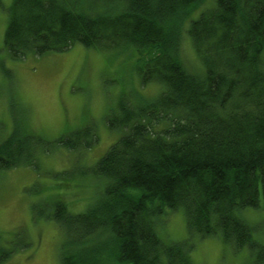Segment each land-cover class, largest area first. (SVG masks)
I'll use <instances>...</instances> for the list:
<instances>
[{
	"label": "trees",
	"instance_id": "obj_1",
	"mask_svg": "<svg viewBox=\"0 0 264 264\" xmlns=\"http://www.w3.org/2000/svg\"><path fill=\"white\" fill-rule=\"evenodd\" d=\"M196 1L12 0L3 40L11 58L74 44L123 47L139 59L141 83L161 86L155 98H140L149 102L122 100L109 119L119 136L91 169L105 180L98 200L80 213L54 203L51 217L71 241L62 264H193L191 245L166 244L155 232L166 209L184 211L189 237L218 236L264 264V243L239 214L264 211V0H215L189 22L202 73L179 56L183 15ZM87 132L54 141L80 150L94 142ZM38 135L23 124L2 140L0 171L36 168L51 145ZM11 250L0 242V263Z\"/></svg>",
	"mask_w": 264,
	"mask_h": 264
},
{
	"label": "rangeland",
	"instance_id": "obj_2",
	"mask_svg": "<svg viewBox=\"0 0 264 264\" xmlns=\"http://www.w3.org/2000/svg\"><path fill=\"white\" fill-rule=\"evenodd\" d=\"M11 3L0 0V142L24 124L52 145L38 153L36 168L20 166L0 171V242L13 250L0 264H62V245L67 244L69 235L51 217L54 203L61 200L71 213H80L98 200L105 180L91 169L119 136L110 129L109 119L120 116L122 100L132 105L149 102L140 98H155L161 86L152 81L141 83L135 68L139 59L123 47L101 49L74 44L64 51L11 58L3 46ZM214 3L193 2L183 15L179 56L182 64L195 73L203 72V64L187 28ZM181 7L177 16L186 9L185 5ZM86 129L90 132L85 142L94 140L89 147L70 151L57 147L60 145L54 141L64 133ZM239 214L252 228L253 236L264 243L262 206L244 208ZM159 217L155 223L158 237L166 244L185 241L191 245L193 264H250L247 249L231 250L218 236L189 237L182 209H166Z\"/></svg>",
	"mask_w": 264,
	"mask_h": 264
},
{
	"label": "bare ground",
	"instance_id": "obj_3",
	"mask_svg": "<svg viewBox=\"0 0 264 264\" xmlns=\"http://www.w3.org/2000/svg\"><path fill=\"white\" fill-rule=\"evenodd\" d=\"M81 143H83L81 140L78 141V144L80 145ZM78 144H75V145H78ZM52 145V144H51ZM57 147H62L61 145L60 146H57Z\"/></svg>",
	"mask_w": 264,
	"mask_h": 264
}]
</instances>
